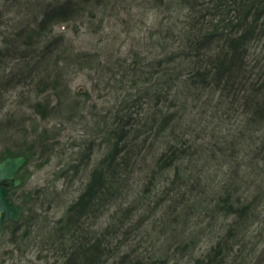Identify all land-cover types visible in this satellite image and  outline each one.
I'll use <instances>...</instances> for the list:
<instances>
[{"label": "rangeland", "instance_id": "1", "mask_svg": "<svg viewBox=\"0 0 264 264\" xmlns=\"http://www.w3.org/2000/svg\"><path fill=\"white\" fill-rule=\"evenodd\" d=\"M176 3L0 0V156L30 155L11 193L14 203H27L24 221L5 225L0 264L62 263L50 231L110 155V128L129 117L136 164L128 186L78 233L102 238L95 264H198L237 217L225 213V199L249 195L259 199L247 252L255 246L254 258H264V116L252 117L249 104L264 84L263 43L251 46L248 71L226 99L210 90L179 104L166 84L146 98L141 82L151 84L157 62L183 47L181 27L197 14L202 24L219 13L216 0ZM64 6L44 22L48 9ZM222 15L224 25L235 17L229 9ZM157 103L174 113L161 133L160 109L154 122L147 113ZM169 143L188 154L179 164L186 174L173 185L159 161Z\"/></svg>", "mask_w": 264, "mask_h": 264}, {"label": "trees", "instance_id": "2", "mask_svg": "<svg viewBox=\"0 0 264 264\" xmlns=\"http://www.w3.org/2000/svg\"><path fill=\"white\" fill-rule=\"evenodd\" d=\"M189 1L178 0L179 3L176 4L181 2L182 5ZM216 1L215 7L219 13H214V18L209 22L205 21L201 24L197 14L193 16V23H189L187 26L184 24L181 27L183 47L178 50L173 49L174 51H170L167 57L157 62V67L154 66L157 69H153L151 72L152 83L147 84L144 79L141 82L142 89H138L140 93L146 94L149 88L150 90L154 89L152 92L158 91L161 89V85L166 84L169 85L174 99L179 104L188 103L189 100L195 102L198 98L191 99V97L195 94L203 95L210 90L219 91L222 100L226 99V94H233L231 90L237 89V85L240 84L239 79L245 76L248 71L246 58L251 46L255 41H260L263 43L264 50V0ZM58 9L61 10V13L67 11L66 6ZM226 9L235 13V17L224 25L222 13ZM51 16L53 15L51 14ZM55 18L56 16H54ZM154 74H156L155 77ZM147 82H149L148 79ZM263 92L264 84L262 89H255L249 97V104L253 105L252 117L264 116ZM262 93L263 95H261ZM159 109L162 122L158 126L161 133V130L165 131L169 125L167 121L174 113L170 106L167 107V110L169 109L167 111L161 108L158 103L149 107L147 112L153 116L155 113L153 111ZM150 115L148 116L150 117ZM121 118L123 119V117ZM130 118L132 117H129L126 124H120L118 129L110 128L108 137L110 141L113 140L110 155L94 167L84 191L76 201L70 204L66 215L50 231L49 239L52 241L53 247L61 252L60 256L63 259L61 264H95L99 259V252L104 249L102 238L96 236L91 240L89 236L87 240H83L81 236H78V233L81 232L87 219L95 221L100 217L102 209L118 200L122 195V190L128 186L132 167L136 164V161L132 162L130 159L135 156L131 152L128 153L130 146L133 145L131 131L125 130V127L130 126ZM159 136L160 134L157 135V138ZM169 148V151L164 153L159 161L163 163L161 170L166 168L173 173L174 180L171 182L173 185L177 178H180L181 173V175L186 174V171L182 172L179 164L187 158L188 154L187 149L173 143H169ZM18 155H26L28 160L30 159L28 153L14 154L7 151L0 156V161L8 156ZM130 160L132 163H128ZM232 178L234 177L230 175L225 184L230 186L233 183ZM4 186L9 188L11 199L14 188L12 183L6 182ZM252 196L249 195L245 200L238 198L232 202L225 199V213L228 216L235 215L237 217L229 226L225 236L218 240L204 261L198 264H264L263 256L259 261L254 258L255 246L250 250L251 254L247 252L248 244L252 243L249 238L250 228L255 222V220H251L253 217L252 207H254L256 199H259L257 195L251 199ZM22 207L24 210L27 209V203H24ZM23 221L24 216L17 224L11 222L6 224H12L11 226L18 228ZM260 225H262L261 222ZM88 234L90 233L87 232ZM102 255L104 254L102 253Z\"/></svg>", "mask_w": 264, "mask_h": 264}, {"label": "water", "instance_id": "3", "mask_svg": "<svg viewBox=\"0 0 264 264\" xmlns=\"http://www.w3.org/2000/svg\"><path fill=\"white\" fill-rule=\"evenodd\" d=\"M27 161L26 155L8 156L0 161V241L4 234L5 224L8 222L17 224L24 215L23 207L10 199V190L4 186V183L11 182L14 188L19 187L22 179L18 174Z\"/></svg>", "mask_w": 264, "mask_h": 264}, {"label": "bare ground", "instance_id": "4", "mask_svg": "<svg viewBox=\"0 0 264 264\" xmlns=\"http://www.w3.org/2000/svg\"><path fill=\"white\" fill-rule=\"evenodd\" d=\"M47 13H45V17H44V21H47V22H50V21H52L53 19H54V16H56V17H58V16H60L61 14H63V12L61 13V10L60 9H58V8H56V7H53V8H51V9H48L47 11H46ZM51 14L53 15V16H51ZM54 25V24H53ZM184 87V86H183ZM154 88V87H153ZM154 89H151L150 90V88L146 91V98H149L150 97V94H151V92L153 91ZM199 96V94H196L195 95V98L197 99V97L196 96ZM188 102V101H187ZM155 112V113H154ZM148 113V112H147ZM153 113H154V115L153 116H156L157 117V110H154L153 111ZM148 115H150V114H148ZM153 116L152 115H150V121H152V119H153ZM154 120L155 119H153V122H154ZM133 121H134V119H132V121H131V123L133 124ZM37 142H40L41 141V139L38 137L37 139ZM169 146H168V148L166 147L165 148V152L164 153H167L168 151H169Z\"/></svg>", "mask_w": 264, "mask_h": 264}]
</instances>
